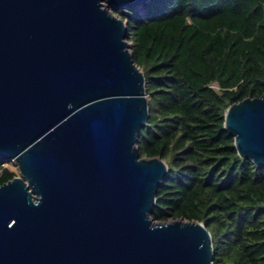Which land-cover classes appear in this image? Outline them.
<instances>
[{
  "label": "water",
  "instance_id": "obj_1",
  "mask_svg": "<svg viewBox=\"0 0 264 264\" xmlns=\"http://www.w3.org/2000/svg\"><path fill=\"white\" fill-rule=\"evenodd\" d=\"M146 0H0V264H214L200 220H155L168 173L141 156L144 71L113 6ZM241 157L264 165V90L230 103Z\"/></svg>",
  "mask_w": 264,
  "mask_h": 264
},
{
  "label": "trees",
  "instance_id": "obj_2",
  "mask_svg": "<svg viewBox=\"0 0 264 264\" xmlns=\"http://www.w3.org/2000/svg\"><path fill=\"white\" fill-rule=\"evenodd\" d=\"M128 24L144 71L149 115L141 156L168 173L155 220H200L214 264H264V165L241 157L224 126L226 107L264 90V0H146L113 6ZM0 160V184L17 175Z\"/></svg>",
  "mask_w": 264,
  "mask_h": 264
},
{
  "label": "rangeland",
  "instance_id": "obj_3",
  "mask_svg": "<svg viewBox=\"0 0 264 264\" xmlns=\"http://www.w3.org/2000/svg\"><path fill=\"white\" fill-rule=\"evenodd\" d=\"M14 161V160H13ZM15 162V161H14ZM13 168L17 170V174H19V170H18V165L15 162V164L13 165ZM212 245H213V241H212Z\"/></svg>",
  "mask_w": 264,
  "mask_h": 264
}]
</instances>
